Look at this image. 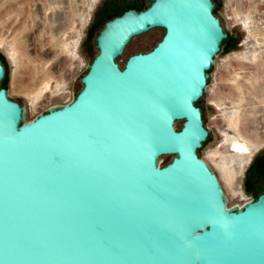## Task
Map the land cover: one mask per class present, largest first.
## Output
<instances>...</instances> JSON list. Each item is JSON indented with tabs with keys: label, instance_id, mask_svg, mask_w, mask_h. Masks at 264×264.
<instances>
[{
	"label": "water",
	"instance_id": "95a60500",
	"mask_svg": "<svg viewBox=\"0 0 264 264\" xmlns=\"http://www.w3.org/2000/svg\"><path fill=\"white\" fill-rule=\"evenodd\" d=\"M146 2L104 26L71 104L23 123L0 88V264H264V194L228 208L198 155L228 31L213 0ZM153 29L161 42L122 70Z\"/></svg>",
	"mask_w": 264,
	"mask_h": 264
},
{
	"label": "rangeland",
	"instance_id": "374dc122",
	"mask_svg": "<svg viewBox=\"0 0 264 264\" xmlns=\"http://www.w3.org/2000/svg\"><path fill=\"white\" fill-rule=\"evenodd\" d=\"M146 1L0 0V61L5 68L0 88L24 108L23 123L61 105L67 93L79 94L81 79L99 54L95 39L103 26L127 9L145 10ZM213 1L214 14L229 30L206 93L196 104L210 131L198 155L218 177L228 208H235L262 193L247 185V176L255 157L264 152V0ZM163 36L155 30L133 38L117 63L123 67L131 56L149 53ZM231 119L236 124L228 128ZM182 124L177 122V129ZM173 158H160L159 166Z\"/></svg>",
	"mask_w": 264,
	"mask_h": 264
},
{
	"label": "flooded vegetation",
	"instance_id": "af4514ba",
	"mask_svg": "<svg viewBox=\"0 0 264 264\" xmlns=\"http://www.w3.org/2000/svg\"><path fill=\"white\" fill-rule=\"evenodd\" d=\"M148 7H150V5L148 6ZM147 7V8H148ZM134 10H136V11H138V12H141V10H137V9H134ZM142 11H144V10H142ZM125 13V12H124ZM124 13H122L121 15H119V16H122ZM119 16H117V17H119ZM116 18V17H115ZM115 18H113V19H115ZM113 19H109L107 22H106V24L109 22V21H111V20H113ZM90 20V19H89ZM105 24V25H106ZM104 25V26H105ZM104 26H103V28H104ZM103 30V29H102ZM101 30V31H102ZM155 30H158V31H162V32H164V35H165V31L163 30V29H153V30H151V31H155ZM150 31V32H151ZM164 37V36H163ZM163 37H162V39H163ZM161 39V40H162ZM161 40H160V42H161ZM253 156V155H252ZM251 156V157H252ZM247 185L249 186V187H254L255 188V190L257 191V190H261L262 191V193H261V195L262 194H264V152H262V153H260V154H258L256 157H255V159H254V161L252 162V166L250 167V169H249V172H248V176H247ZM260 195V196H261Z\"/></svg>",
	"mask_w": 264,
	"mask_h": 264
},
{
	"label": "bare ground",
	"instance_id": "6f19581e",
	"mask_svg": "<svg viewBox=\"0 0 264 264\" xmlns=\"http://www.w3.org/2000/svg\"><path fill=\"white\" fill-rule=\"evenodd\" d=\"M86 14H87V13H86ZM44 88L47 89V88H48V85H45ZM34 90H35V89H34ZM32 91H33V90H32ZM32 91H31V92H32ZM31 92H30V94H32ZM34 93H35V92H34ZM41 93H42V89L38 90V92L35 93L33 96L36 97V96H38V95L41 94ZM234 124H236V123L234 122L233 119H231V120H227V127H228V128L232 127ZM236 126H237V125H236ZM236 126H234V127H236ZM231 129H232V128H231ZM236 133H237V132H236ZM239 134H240V132H239ZM238 136H239V135H238ZM240 137H242V136H240ZM240 137H239V138H240ZM243 139H244V138H243ZM235 142H236V141H235ZM242 143H243V142H242ZM247 144H248V143H247ZM240 147H241V146H239V147L237 148V149H239V151H240ZM242 149H243V148H242ZM242 151H243V150H241V152H242ZM246 151H248V150L246 149ZM246 151H245V152H246ZM243 152H244V151H243ZM220 154H221L220 152L214 154V160H215V161H216L217 159H219ZM246 155H247V154H246Z\"/></svg>",
	"mask_w": 264,
	"mask_h": 264
},
{
	"label": "built area",
	"instance_id": "2783aa9c",
	"mask_svg": "<svg viewBox=\"0 0 264 264\" xmlns=\"http://www.w3.org/2000/svg\"><path fill=\"white\" fill-rule=\"evenodd\" d=\"M225 28L227 29V31L229 30L227 26H225ZM87 70H88V68H87ZM75 96H76L75 93H67V95L65 96V99H64L63 103H62L61 105H58L57 107H63V106H66V105L71 104V103L74 101ZM57 107H55V108H57ZM247 203H249V202H247ZM247 203H245V204L242 205V206H237V207H235V208H240V209H241V208H243Z\"/></svg>",
	"mask_w": 264,
	"mask_h": 264
},
{
	"label": "trees",
	"instance_id": "16d2710c",
	"mask_svg": "<svg viewBox=\"0 0 264 264\" xmlns=\"http://www.w3.org/2000/svg\"><path fill=\"white\" fill-rule=\"evenodd\" d=\"M128 10H130V9H127L126 11H128ZM126 11H125V12H126ZM123 13H124V12H123ZM223 43H224V41H223ZM223 43H222V45H221V48H222V46H223ZM93 61H94V60H93ZM125 65H126V64H125ZM119 66H120V65H119ZM120 68L123 70V69L125 68V66H123V67L120 66ZM4 79H5V77H4ZM4 79L2 80V82L4 81ZM2 82H1V84H2ZM82 89H83V85H82ZM202 115H203V113H202ZM182 128H183V124H182L181 128H180V129H177V130L180 131ZM203 146H204V144H203ZM173 159H174V158H173ZM172 161H173V160H172ZM172 161H171V162H172ZM171 162H170V163H171ZM170 163H169V164H170ZM169 164H167V165H169ZM167 165H166V166H167ZM164 167H165V166H164Z\"/></svg>",
	"mask_w": 264,
	"mask_h": 264
}]
</instances>
